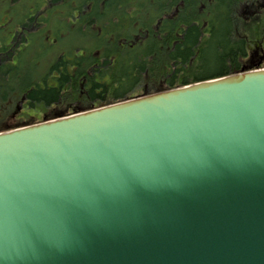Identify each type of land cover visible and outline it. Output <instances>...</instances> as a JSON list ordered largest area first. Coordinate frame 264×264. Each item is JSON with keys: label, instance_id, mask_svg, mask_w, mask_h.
<instances>
[{"label": "water", "instance_id": "obj_1", "mask_svg": "<svg viewBox=\"0 0 264 264\" xmlns=\"http://www.w3.org/2000/svg\"><path fill=\"white\" fill-rule=\"evenodd\" d=\"M0 264H264V67L0 131Z\"/></svg>", "mask_w": 264, "mask_h": 264}, {"label": "trees", "instance_id": "obj_2", "mask_svg": "<svg viewBox=\"0 0 264 264\" xmlns=\"http://www.w3.org/2000/svg\"><path fill=\"white\" fill-rule=\"evenodd\" d=\"M12 11L0 131L264 66V0H13Z\"/></svg>", "mask_w": 264, "mask_h": 264}, {"label": "rangeland", "instance_id": "obj_3", "mask_svg": "<svg viewBox=\"0 0 264 264\" xmlns=\"http://www.w3.org/2000/svg\"><path fill=\"white\" fill-rule=\"evenodd\" d=\"M8 1L9 0H0V37L1 38L4 37V34L6 33V29L9 28V26L15 27L17 25V22H18V19H19V16H18L17 21L15 19H13V23H12V21H10V18L9 17L7 18V16H8L7 9L10 7V5L7 4ZM5 16H6V18H5ZM33 26H32V28L36 29ZM28 29H31L30 26L28 28H26L25 30H28ZM18 34L19 35L22 34V31H20ZM67 38L68 37H66L65 39H63V41L61 42V45H65L69 41L74 42V38H72L70 40H69V38L68 39ZM2 41H3L4 44H7V40H2ZM0 42H1V39H0ZM26 53H29V52L26 51L24 53L25 60H24L23 64L20 63V65L22 66V71L23 72H26V70L29 67H33V64H34V62L32 61V59L30 58L31 54H27L26 55ZM33 72H34V69H33Z\"/></svg>", "mask_w": 264, "mask_h": 264}, {"label": "flooded vegetation", "instance_id": "obj_4", "mask_svg": "<svg viewBox=\"0 0 264 264\" xmlns=\"http://www.w3.org/2000/svg\"><path fill=\"white\" fill-rule=\"evenodd\" d=\"M7 4L10 5V7H11V8L9 7L7 9V14H8L7 18L9 17L10 21H12V23H13V19L18 18L19 15L13 17L15 15V13L12 11L13 0H9L7 2ZM5 18H6V16H5ZM19 29H20V27L12 28V26H9V28L6 29V33L4 34V37L6 38L5 40H7V43L11 42L13 40V36L15 34L13 36H12V34L16 33V31H18Z\"/></svg>", "mask_w": 264, "mask_h": 264}]
</instances>
